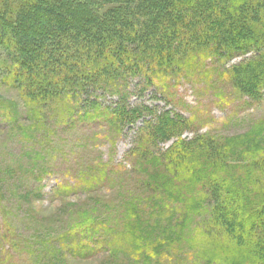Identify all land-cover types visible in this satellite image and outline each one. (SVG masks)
I'll list each match as a JSON object with an SVG mask.
<instances>
[{"label": "trees", "instance_id": "16d2710c", "mask_svg": "<svg viewBox=\"0 0 264 264\" xmlns=\"http://www.w3.org/2000/svg\"><path fill=\"white\" fill-rule=\"evenodd\" d=\"M252 50L253 58L227 67ZM1 81L23 104L18 112L0 97L17 146L33 147L42 133L49 138L48 127L56 135L62 127L109 128L111 143L126 130L137 133L134 161L99 160L89 168L93 174L74 175L85 190L102 184L119 191L116 201L82 205L88 218L79 226L75 204L58 210L74 224L58 228H43L32 210L22 209L41 198L42 186L25 183L47 176L42 154L26 147L20 158H1L0 202L12 189L10 200L33 235L17 232L13 239L0 217V264H22L17 253L30 264L99 254H106L103 264H154L167 246L176 247V260L194 264H264V120L235 136L199 134L207 124L227 122L211 115V105L233 106L237 115L264 104V0H0ZM182 86L196 105L179 97ZM149 91L190 117L130 104ZM105 96L117 100L106 106ZM186 132L194 133L189 140ZM168 141L165 152H155ZM177 239L192 240V252L186 256Z\"/></svg>", "mask_w": 264, "mask_h": 264}, {"label": "rangeland", "instance_id": "374dc122", "mask_svg": "<svg viewBox=\"0 0 264 264\" xmlns=\"http://www.w3.org/2000/svg\"><path fill=\"white\" fill-rule=\"evenodd\" d=\"M254 52V50L250 51L248 56L244 59L241 57L234 58L230 64H227V67L240 64L247 58H253ZM0 97L11 103V106L16 104V110L18 112L23 111V104L21 102L22 100L17 90L2 81L0 84ZM179 97H183L187 104H197V100L191 93L189 86L180 87ZM116 100L117 98L115 97H102V101L106 106L113 104ZM130 101L132 106H140L142 104L153 107L160 112L171 110L172 112H181L184 117H190L189 112L167 104L165 100L161 99L160 95L154 94L151 91L142 95L137 93ZM204 103L208 104L207 100H204ZM259 106L260 108L256 109H244L237 115H234L231 114V112L234 110L233 106L227 107L226 110H221L211 105L209 106V111L211 108V115L216 119H226L227 122L224 125H221L220 122H212L211 124H207V127L199 130V134L201 135L209 131L212 136L222 133L223 137H225L235 136L245 132L248 133L249 130L258 125L260 121L264 120V104L260 103ZM1 113L2 112L0 110V114ZM229 115L231 117H229ZM2 117L4 116L0 115V122H3ZM22 118L23 116L20 117L19 120ZM1 124L5 125L2 126ZM19 124L25 126L29 125V123L24 122ZM140 124L141 122L138 125ZM13 125L14 124L12 123V126ZM6 127H8V129ZM51 129L52 127H48V129H46L49 138L44 133H42L43 138L38 137L37 141L34 142L33 147L31 142L17 146L16 143H12L15 142V139H17V137H15L16 132L12 131L11 127H9V125L5 122L0 123V159L8 158V155H12V159L15 160L14 155L18 154L20 158V156L26 152L27 148H33V150H35L37 153L42 154L43 158L41 161H39V163H41L44 171L47 172V176L41 184H35L34 180H30L25 183V185H28L27 188H34L37 186L40 188L42 186L40 190L41 198L36 200L28 199L27 201H24L22 209L32 210L34 216H36L37 220L39 221L37 223L41 224L43 228H47L48 226H52V228H58V224L66 226V224H68L70 221L72 224H74V221L70 219V214L58 215V210L66 205L75 204L77 207H75L76 210L73 211L74 219L76 221V225L79 226L81 222H85L88 218V214H83L84 210L82 205L90 202V200L93 199L96 200V203H106L110 202V200L116 201L119 191L116 187H108L102 184H100V186L94 190H85L81 187L82 182L79 183V181H75V176L79 177L86 173L93 174L91 170L89 171V168H91V166L96 164L99 160L104 162H109L110 160L111 162L117 163L122 161V159L127 156L130 160L134 161L136 155L131 154L130 151H132L131 149L135 143L137 130L136 128H133V131L126 130L123 136H121L119 139H116L114 143H111L109 142V139L112 136H110L111 132L109 128L81 126L79 131L70 132L68 128L62 127L58 130L59 136H57L58 134L56 135L57 132L53 134ZM193 134L194 133L186 132L183 135V138L189 140ZM171 145H173V141L159 143V146L157 149H155V152L160 153V149L165 152V150ZM128 155H130V157ZM236 164L237 166H240L242 164L246 165L247 163ZM243 165L241 167H243ZM14 166L15 169L19 171L16 167V163ZM128 168H130L129 165ZM67 174H69V176H67ZM76 183L78 186H80L79 188H77L78 186H75ZM63 186L66 187L65 189L68 188V192L64 191L58 194V192L61 190V187ZM126 187L131 188L133 194L136 192V190H134L132 187V184H128ZM7 192L9 199L4 198L5 203L0 202V210L3 211V209H1L2 207L7 209L8 205L10 208L9 210L5 209V212L0 211V217H3L5 224L8 226L9 236L14 239L15 233L18 232L22 237L29 238L33 235V229L24 228L27 225L23 220L24 217L22 214V209L20 210V205L10 200L13 192L12 189L11 191ZM29 201L32 202L29 203ZM113 204H115V202ZM170 207L171 204H168V208ZM169 212L174 216L173 210H170ZM54 215L57 218H54ZM3 219L0 218V230L2 227L1 223L4 222ZM1 220L3 222H1ZM176 220L177 219L175 218L174 221ZM44 224L46 226H44ZM193 226L194 224L191 226V228H193ZM37 227L38 225H35V228ZM80 237V234H77V238L80 239ZM33 241L38 242V238L33 239ZM178 241L181 245H183V251L186 256L192 252V250H189L194 245L192 240L180 239ZM174 249H176L175 246H167L165 249L160 251L161 255H163L162 260L159 262L160 259L158 257L154 259V264H178L176 261L181 262V264H194V262H188L186 257L180 261L176 260L177 253L173 251ZM73 255H75V253ZM16 258L20 259L22 264H30L29 257L26 254L20 255V253H17ZM83 258L84 257H82V259H78V257H70L68 264H103L107 262L106 254L96 255L93 257V259L87 261ZM197 264L200 263L197 262Z\"/></svg>", "mask_w": 264, "mask_h": 264}]
</instances>
